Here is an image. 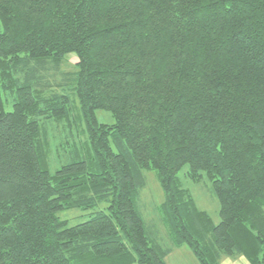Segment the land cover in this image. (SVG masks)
Listing matches in <instances>:
<instances>
[{
  "label": "trees",
  "instance_id": "1",
  "mask_svg": "<svg viewBox=\"0 0 264 264\" xmlns=\"http://www.w3.org/2000/svg\"><path fill=\"white\" fill-rule=\"evenodd\" d=\"M60 121L84 140L51 173ZM184 165L210 182L217 224L180 187ZM144 171L159 230L139 208ZM181 247L264 264V0H0V264H166Z\"/></svg>",
  "mask_w": 264,
  "mask_h": 264
},
{
  "label": "rangeland",
  "instance_id": "2",
  "mask_svg": "<svg viewBox=\"0 0 264 264\" xmlns=\"http://www.w3.org/2000/svg\"><path fill=\"white\" fill-rule=\"evenodd\" d=\"M69 59L67 62H63L61 70L66 72L75 73L76 69L73 68V64L76 63V58L74 55H68ZM75 81H69L66 86L62 89L64 94L69 98L68 106L78 107V101L74 95ZM4 110L10 112L12 110L11 102L5 104ZM76 109H73V112ZM96 120L99 124L111 125L114 120L110 113L103 110L94 111ZM66 122L60 121L58 123H52L46 128V133L48 137V149H49V171L54 172L60 166L66 164L70 159L71 152L73 151V143L79 144V140H84V123L77 121V125L72 123V132L66 127ZM78 142V143H77ZM188 171V166L184 165L177 173V179L179 180V185L182 189L187 190L192 196L198 209L205 211L214 224L219 222L218 218V202L211 193L210 182L205 177L201 182L194 183L185 177ZM144 187L139 192V208L143 214L145 222L148 226L154 225L157 230H159L158 221V207L164 201L163 192L158 180V177L154 171H144ZM105 205H99L93 209H71L62 210L57 213V217L66 221L68 226H74L80 224L87 220L90 214L97 212L104 208ZM192 255V254H191ZM169 262L172 264H191L190 259L182 256L180 252H177L172 256Z\"/></svg>",
  "mask_w": 264,
  "mask_h": 264
},
{
  "label": "crops",
  "instance_id": "3",
  "mask_svg": "<svg viewBox=\"0 0 264 264\" xmlns=\"http://www.w3.org/2000/svg\"><path fill=\"white\" fill-rule=\"evenodd\" d=\"M177 252H180V254H182V256H185L187 258L190 259V263L191 264H198L196 259L194 258L193 255H191L192 253L186 248V247H181V248H178V249H175L173 250L165 259L166 261V264H172L173 262H169L170 258L172 256H174V254H176ZM219 264H249L247 262V260L243 257H238L236 259H223Z\"/></svg>",
  "mask_w": 264,
  "mask_h": 264
}]
</instances>
